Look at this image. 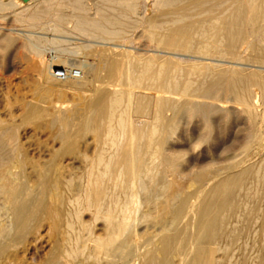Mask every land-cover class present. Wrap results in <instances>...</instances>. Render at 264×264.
I'll use <instances>...</instances> for the list:
<instances>
[{
	"label": "bare ground",
	"instance_id": "6f19581e",
	"mask_svg": "<svg viewBox=\"0 0 264 264\" xmlns=\"http://www.w3.org/2000/svg\"><path fill=\"white\" fill-rule=\"evenodd\" d=\"M146 1L141 0L144 14ZM137 2L95 0L91 17L85 0L0 1V7L13 8L15 23L60 31L70 18L73 30L103 41H123L124 29L140 22L147 25L148 43L178 56L136 58L112 47L90 51L93 61L77 65L80 77L87 72L80 89L89 94L60 119L54 134L60 145L39 164L24 148L11 145L16 132L8 135L0 123V211L9 217L6 225L0 223V255L48 216L54 218L56 236L45 264H264V108L255 106L251 89L264 91V72L199 62L248 59L264 65V0H152V15L141 20L132 18ZM7 35L0 37V62ZM80 45L69 52L84 56L83 49L91 46ZM62 51L51 64L37 63L47 84L39 86L37 98L71 80L52 73L66 64ZM205 97L217 102L202 101ZM35 104L23 105V119L45 114ZM237 109L249 124L245 138L216 136L218 122ZM184 132L190 151L185 166L175 144ZM87 134L91 145L86 143L84 152L76 141ZM71 154L79 156V166L64 164ZM27 163L34 182L25 175ZM183 179L184 188L172 192ZM84 211L90 220L82 218ZM99 220L101 233H96Z\"/></svg>",
	"mask_w": 264,
	"mask_h": 264
},
{
	"label": "rangeland",
	"instance_id": "374dc122",
	"mask_svg": "<svg viewBox=\"0 0 264 264\" xmlns=\"http://www.w3.org/2000/svg\"><path fill=\"white\" fill-rule=\"evenodd\" d=\"M0 1L1 2L2 1L8 2L9 0H0ZM94 1L95 0H85V3H86L85 8H87L86 9L87 15L91 16V17H93L92 15L96 13V5H95ZM90 2H91V4H90ZM142 2H143V0H142ZM142 2H141V0H138L137 7H136L137 13H135L132 18L141 20L140 19L141 17L152 15V11H153L152 0L146 1L147 6H148V10H147V13H145V14L143 11ZM23 4H24V2H21L17 6H15V8H17V10H19L24 6ZM150 6H152V7H150ZM100 8L102 9V7H100ZM11 11H13V8L5 7V6L0 7V37L8 34L7 38L9 39V41H11V42L5 41L7 43L3 42L2 43L3 48L1 50V54L3 55V61L0 62V66H1L0 67V123L3 124L4 128L5 127L7 128V130H8L7 132H9L8 135L10 134V131L15 130L17 140L16 141L14 140L11 143V145H14L16 147V145L14 144V143H16L20 148H24L26 153L28 154V158L30 159V161L31 162L33 161L32 163L35 162L36 164L37 163L39 164L40 162H42L43 159H44L43 161H45V159H47V158L49 159L50 154L55 149H57L59 147V145H60L59 141L57 142L58 139H56L54 137L55 136L54 134L59 129V127L62 126L61 125L62 122L60 121V119L63 116L70 113L72 107L73 108L74 107L79 108L80 107V99L79 98L82 97L83 95L87 96V94H89V92L88 93L83 92L80 89L82 80H84L86 78L85 76L87 75V72H85V70H84V73L82 72L84 77H80L82 75H80L79 77H72V78H71V76H69L71 79L69 82L61 83L62 84L61 86H60V84H56L57 86L56 85L53 86L51 88L49 94H46L43 97L44 99L42 97L37 98L39 86L41 84L47 85L46 83L43 82V79L37 73V69H38L37 66L39 67V65H38L39 63H40V66L53 63L55 58H56V55H58V51L62 49V50L66 51L65 53H64V51H62V52L64 53L63 58L67 59L66 64L68 63L67 65L64 63L62 67H64V68H77L78 67L77 65L80 62H83L86 60L89 62L93 61L92 57L88 54L90 53V51L96 49V47H97V49L107 48V47L116 48L118 53H121L123 50H128L130 55H132V57H136V58H139V57L140 58H146L149 56H153V54H154V56H163L164 58L165 57H171V58L178 57L177 55H173L170 53L168 54V52L166 53V51L162 52V50H160L159 48L154 47L153 44L148 43L147 40L145 39L147 25L146 24H140V22H136L135 24H132V25L129 24L128 27H126V29H124V33H127V32L128 33L125 34L126 38L123 41L122 40H119V42L118 41H103V40L92 38V37L88 38V36H85V35L82 36V34H80L76 29L73 30L72 27L74 26L73 25L74 21L70 18H67L66 21H64V23H62L60 29L63 31H61V30L60 31H53L50 28H43V30L40 28H32L31 29L29 27H26L25 23L20 24V23H15L14 21H12V12ZM89 11L91 14H89ZM105 11L110 12L109 9L105 10ZM5 12H7V14ZM142 12H143V14H142ZM138 14L139 15L141 14L140 17H138L139 16ZM49 17H51V16H49ZM9 18H10V20H9ZM6 19H7V21H6ZM128 20L132 21L131 18H128L127 21ZM130 26H131V28H130ZM143 26H144V28H143ZM135 27H136V29H135ZM139 27L140 28L142 27L141 29H143V30L140 31ZM127 28H129V29H127ZM44 29H46V30H44ZM65 29H66V32H65ZM134 29H135V31H133ZM51 31H53V32H51ZM131 31H132L133 35L130 33ZM137 31H138V34H137ZM60 32H61V35H60ZM139 34H140V36H138ZM27 36H29V37L32 36L34 38L31 37V39H29V37L27 38ZM127 37H128V39H127ZM35 38H36V40H35ZM82 38L83 39L85 38L84 39L85 42ZM25 40H27V42ZM34 40L36 41V43ZM29 41L32 45L33 44L34 45L32 46L29 43ZM131 41H133V42H131ZM137 42H138V44H137ZM26 43L28 44V45H26L27 49H29L31 47V49H29L30 52L28 50H25V48L22 46ZM10 44H11V46H10ZM19 44H20V46H19ZM37 44L39 45V47ZM88 44H90L91 47L83 49V55L85 54L84 56H82L81 54L79 56L76 54L72 55L73 53L69 52V49H72L73 47H76L79 45L81 47H83V46H86ZM103 44L106 46H104ZM142 44L143 45L145 44V45L143 46ZM29 45H30V47H29ZM133 45H135L136 47ZM34 46L36 47L35 51L40 49V51H39L40 55L38 53L36 54L37 56L35 55V53L37 51L35 52L34 50H32V49H34ZM141 46H143V48ZM22 48H24V49H22ZM240 54L243 57L245 55V54H243V52H241ZM36 57H37V59H36ZM83 57H85V58H83ZM87 58H89L90 60ZM188 59L191 61H194V60L199 61V59H200L199 62L212 63V64H216L218 66L220 65L219 66L220 68H231L232 67L234 69L241 70V71L247 72V73L248 72H264V65L253 62V61L248 60V59H243V61L232 60V59H214L212 61L210 59L208 60L207 58H203V59L199 58L198 59V58H192V57H188ZM236 63H238V64H236ZM246 63H248V64H246ZM70 64H71V66H70ZM252 65H254V66H252ZM70 83H72V84H70ZM66 84L70 85L71 87L67 86ZM61 87H62V89H61ZM251 89H252V100L255 102L254 103L255 106H257L259 109L262 106H263L262 108H264V91H259L257 88H254V87H252ZM77 90H79L80 92ZM59 92H61V93H59ZM259 94H261V95L259 96ZM61 96H62V98H61ZM202 101L211 102V103L217 102L214 99L206 98V97L202 98ZM8 103H9V105H8ZM33 103L34 104L36 103L35 105H37V103H40V104H38V106L46 110L45 114L41 118H37V119L36 118H34V119L33 118L32 119H23L22 114H21V112H23V110L21 108L24 107L23 106L24 104H26V107H27L28 105H31ZM262 108H261V110H263ZM65 110H66V112H65ZM238 110L239 109H237V112L236 111L231 112L229 117L224 122L222 120L220 122H218L217 129L214 131V134L216 136H218L222 139L223 138L224 139L225 138H233L234 139L236 137L235 139L240 140V141H242V138H245V135L248 132V130H246V129H249V124L247 121H245L246 119L242 116L243 114H241L240 110H239V112H238ZM61 112H62V114H61ZM232 114H233V116H232ZM234 115H235V117H234ZM13 117H14V119H12ZM54 117H56V118L54 119ZM54 122H56L58 124L57 128L55 126L56 123L54 124ZM231 123H233V124L236 123V124L233 125ZM242 124L244 125V127ZM246 124L248 125L247 127H246ZM51 126H53V127H51ZM218 127L221 129H219ZM241 127H243V128H241ZM54 128H56V130ZM230 128H232V129H230ZM185 129L187 130L188 126H186ZM233 132H234V134H233ZM50 133H52L51 136H50ZM217 133H219V135ZM241 136H242V138H241ZM6 137H4V138H6ZM83 138L81 137V138L77 139L76 146H77V149L84 150V152H85V151H87L86 148H84V147H86V143H88V145H91L90 144L91 143V135L87 134V135L83 136ZM81 139H83V140H81ZM85 139H87V141ZM186 139H187V134H186V132H184V134L182 136H180L178 142L175 143L176 146L179 147L178 149H181V152L184 153L183 157L185 158V156H186V158L184 160H183V157L181 158L184 166L186 165L185 161L189 158V155H190L189 154L190 153L189 143H187ZM194 145H196V144H194ZM14 146H13V148L15 149ZM180 147H182V148H180ZM186 147H188V148H186ZM200 148H201L200 146H197L195 152H199ZM81 150L80 151L78 150V153L81 152ZM78 157L79 156H77L76 154L68 155L65 157L64 164L73 163L74 165L79 166L80 165V158H78ZM195 161L196 162H195L194 166H197V164L200 161H199V159L195 160ZM197 161H199V162H197ZM30 164L27 163V165H26L25 175H27V176L29 175L30 176V177L28 176L29 178H32V176H33V179H30V180L35 181V177L31 171L32 165H30ZM67 167H69V165ZM27 170H28V172H27ZM12 171H13L14 175H16L18 173L17 169L14 170V168H13ZM183 180H185V179H183ZM183 180H182V183H179L178 185L175 186V188H177V189H174V187H172L171 191L176 192V191H180L181 189H183L187 183V181H186L187 179L184 182H183ZM33 182H31V183H33ZM41 189L42 188H39L38 190H41ZM41 191H43V190H41ZM1 203H3V202H2V199L0 198V204ZM1 213L3 214L4 212L1 210L0 215H1ZM54 213L55 212L52 211V216L57 214V213H55V214ZM4 214L0 216L1 217L0 223L6 225L9 221V219H8L9 217L6 216L7 214H5V215ZM90 214L91 213L89 211H84L82 213V218L84 220L88 221L91 218ZM42 218L39 221H37L38 223L36 222L34 224L35 227L33 226L31 231L29 230V232H27V233H26V231H24L22 233L21 239L17 243L10 244V245H8L9 247L7 246L8 248L7 247L5 248V251L3 252V254L0 255V264H45L46 260L48 259L49 255H50L51 249L54 245L55 240L53 238H55V236H56V232H55L56 228H55V224H53L54 223L53 217H52L53 219L49 218L48 216H44ZM2 220H3V222H1ZM101 223L102 222L100 220L98 222L97 221L95 222L94 231L97 230V231H95L96 233L98 231H99L98 233H101ZM143 227L144 226L139 227L140 231L142 229L143 230L145 229V227L144 228ZM54 228H55V230H54ZM149 230L151 231V230H153V228H150ZM54 232H55V234H54ZM150 235L151 234H147V236H150ZM61 264H65V262L62 261ZM83 264H96V263L92 260H88V261L84 262Z\"/></svg>",
	"mask_w": 264,
	"mask_h": 264
},
{
	"label": "built area",
	"instance_id": "2783aa9c",
	"mask_svg": "<svg viewBox=\"0 0 264 264\" xmlns=\"http://www.w3.org/2000/svg\"><path fill=\"white\" fill-rule=\"evenodd\" d=\"M52 70V69H51ZM53 75L58 78L79 77L80 71L77 68H62L60 71H52Z\"/></svg>",
	"mask_w": 264,
	"mask_h": 264
}]
</instances>
